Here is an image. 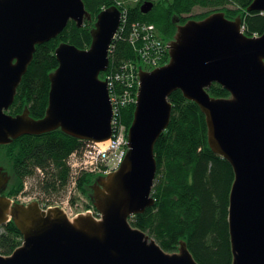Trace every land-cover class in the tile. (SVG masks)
<instances>
[{
    "label": "water",
    "instance_id": "95a60500",
    "mask_svg": "<svg viewBox=\"0 0 264 264\" xmlns=\"http://www.w3.org/2000/svg\"><path fill=\"white\" fill-rule=\"evenodd\" d=\"M153 7L146 1L141 11ZM247 10L264 12V0H253ZM122 14L117 5L103 9L88 48L60 43L48 107L36 119L28 108L9 112L36 46L56 38L70 20L83 26L92 14L83 0H0V145L56 129L81 140L111 138L112 101L101 74L109 68ZM242 24L224 11L189 19L169 41V62L140 69L128 153L117 171L93 185L101 220L87 211L70 221L58 206L44 212L38 202H12L2 194L10 177L1 165L0 227L12 218L23 243L11 255L0 253V264H201L186 241L170 253L129 221L155 204V145L170 124V96L177 90L200 106L211 148L234 170L228 209L232 264H264V32L248 36ZM213 83L231 96H211Z\"/></svg>",
    "mask_w": 264,
    "mask_h": 264
},
{
    "label": "trees",
    "instance_id": "16d2710c",
    "mask_svg": "<svg viewBox=\"0 0 264 264\" xmlns=\"http://www.w3.org/2000/svg\"><path fill=\"white\" fill-rule=\"evenodd\" d=\"M117 1L86 0L85 5L92 14V20L86 19L81 27L70 20L56 38L36 46L33 61L9 109L11 114L17 115L28 108L30 115L36 119L45 115L49 103V75L59 66L56 48L62 42L88 48L98 14L111 4H117ZM252 1L172 0L169 6L160 2L157 9L146 14L138 5L124 4L120 9L125 12L127 22L112 44L109 71L126 60L136 62L138 59L128 39L133 22L153 23L164 40H171L176 34L172 16L186 15V21L196 6L222 10L230 19L241 17L248 36L252 37L255 33L262 35L264 14L247 10ZM211 13L209 10L196 17L202 19ZM208 91L216 98L230 96V92L219 83H214ZM170 101L173 105L170 124L155 145L157 174L153 196L156 203L145 213L133 217L131 223L154 236L168 252L177 251L183 240L201 264H232L228 208L235 178L233 167L211 148L206 116L198 104L184 97L180 90L172 93ZM134 110L133 105L123 111L128 128ZM84 145V140L68 135L61 129L39 135L25 134L9 144L0 145V163L7 165L10 177L3 195L14 196L28 178H34L46 196L65 189L71 178L68 157L72 151ZM97 179L98 176L93 174H83L78 181L81 191L91 199L90 188ZM22 242L23 235L14 221L2 227L1 254H12Z\"/></svg>",
    "mask_w": 264,
    "mask_h": 264
},
{
    "label": "built area",
    "instance_id": "2783aa9c",
    "mask_svg": "<svg viewBox=\"0 0 264 264\" xmlns=\"http://www.w3.org/2000/svg\"><path fill=\"white\" fill-rule=\"evenodd\" d=\"M126 22L124 12L119 31H123ZM242 31L245 32L244 24H242ZM254 36L258 37L259 34L255 33ZM128 39L138 58L137 61L126 60L116 69L108 72L105 77V80H108L113 108L111 138L105 142L87 140L81 149L70 153L68 163L71 168V178L65 188L66 195L52 197L46 201L33 197V195L19 196L13 201L22 203L38 201L42 209L58 206L69 217H77L81 213L90 211L97 220L101 219V213L93 207L89 205L80 207L78 202H71L72 195L76 192L74 188L83 174L109 175L120 168L129 150L128 127L123 119V111L137 103L140 85L139 70L140 68L152 70L159 67L167 62L169 56V43L162 39L153 23L133 22ZM83 208L86 210L84 211Z\"/></svg>",
    "mask_w": 264,
    "mask_h": 264
},
{
    "label": "rangeland",
    "instance_id": "374dc122",
    "mask_svg": "<svg viewBox=\"0 0 264 264\" xmlns=\"http://www.w3.org/2000/svg\"><path fill=\"white\" fill-rule=\"evenodd\" d=\"M122 1L125 2L124 4H127V5L129 4V5H132V6H136L137 5V2L140 1V0H122ZM231 6H234V5H231ZM212 8L213 7H207V8L200 7V6L195 7L193 9L192 13H190L189 16H195V18H198L196 16H200V15L204 14L205 12L211 10ZM95 22H94V24H95ZM167 41H169V40H167ZM84 141H87V140H84ZM3 161L5 162V160H3ZM1 165H2L3 170L8 173L7 165H4L3 163H0V166ZM8 175H9V173H8ZM25 182L27 183V185L25 183L24 186H23V188L18 193H16L14 196H12L11 198L17 200V198L19 196H23L24 197V196L33 195V197H37V198H40L43 201H46V200H49L52 197L63 196V195H66V193H67L66 189L61 188L59 191L52 193V195H47L46 196V195L42 194L44 192L42 191V189L37 184V181L34 178H31V179L28 178ZM74 189H76V192H75V194L72 195L71 202H73V203L78 202L77 204L80 207H82V206L89 205L90 202L93 201V193H94L93 185H91V188H90V189H92V199L90 197H88L89 195L87 196V194L85 192L83 193L81 191V189L79 187V182L77 183V185L75 186ZM2 194H3V192H2ZM79 199H80V201H78ZM89 206L92 207V204H90ZM83 209H84V211L86 210L85 208H83ZM99 220H101V219H99ZM150 236L152 238H155L152 235H150Z\"/></svg>",
    "mask_w": 264,
    "mask_h": 264
},
{
    "label": "flooded vegetation",
    "instance_id": "af4514ba",
    "mask_svg": "<svg viewBox=\"0 0 264 264\" xmlns=\"http://www.w3.org/2000/svg\"><path fill=\"white\" fill-rule=\"evenodd\" d=\"M85 1H86V0H84V3H85ZM146 1H153V2H154V7H153V9H152V10H154L155 8L157 9V5L159 6L160 2H162L163 4H166L167 6H169V5H170V2H171L172 0H140V1L137 2V5L139 6L140 9H141V6H142ZM124 3H125L124 1H122V0H118V1H117V4H111V5H117V6L120 8L121 6L124 5ZM111 5H110V6H111ZM85 6H86V5H85ZM196 7H198V6H196ZM200 7H201V6H200ZM152 10H151V11H152ZM151 11H150V12H151ZM217 11H222V10H217ZM205 13H206V12H205ZM185 17H186V15L181 16V18H180L179 21H176V19H178L177 17H176V18L173 17V18L171 19L172 23H174V25L176 26V32H177V28H178V26L181 25V24L186 23L189 19H198V18H195V17H191V16H189L188 20L184 21ZM105 77H106V72H104V73L101 74V78H102V79H104ZM9 180H10V179H9Z\"/></svg>",
    "mask_w": 264,
    "mask_h": 264
},
{
    "label": "bare ground",
    "instance_id": "6f19581e",
    "mask_svg": "<svg viewBox=\"0 0 264 264\" xmlns=\"http://www.w3.org/2000/svg\"><path fill=\"white\" fill-rule=\"evenodd\" d=\"M84 1V0H83ZM87 9V8H86ZM214 10V8H212L210 11L213 13V12H215V11H213ZM217 11V10H216ZM264 13V12H263ZM262 13V14H263ZM178 18L179 20H180V18H181V16L180 15H178V14H175V15H173L172 16V18ZM171 18V19H172ZM122 20H123V15H122ZM176 21H177V19H176ZM122 23V22H121ZM155 25V24H154ZM156 27V26H155ZM159 32V31H158ZM168 42V41H167ZM111 53V52H110ZM117 68V67H116ZM116 68H112L111 70H113V69H116ZM109 69H110V65H109V68H108V70L106 71V72H108L109 71ZM110 72V71H109ZM214 84V83H213ZM212 84V85H213ZM210 88V87H209ZM208 88V89H209ZM207 89V90H208ZM227 90V89H226ZM181 91V90H180ZM182 92V91H181ZM209 92V91H208ZM183 93V92H182ZM184 95V94H183ZM231 96V95H230ZM185 97V96H184ZM194 102V101H193ZM196 103V102H195ZM197 104V103H196ZM199 106V105H198ZM200 107V106H199ZM201 109V108H200ZM206 123H207V121H206ZM207 127H208V125H207ZM8 186V185H7ZM7 186H6V188H7ZM5 188V189H6ZM27 190V189H26ZM154 190V189H153ZM24 192V191H23ZM25 193V192H24ZM152 196H153V192H152ZM154 197V196H153ZM9 198H11V197H9ZM155 198V197H154ZM155 203H156V198H155ZM90 204H92V207L94 208V209H96L97 211H99L98 209H97V207L95 206V200L93 199V201L92 202H90ZM89 204V205H90ZM155 205V204H154ZM153 205V206H154ZM41 207V206H40ZM151 207V206H150ZM53 208H55V207H53ZM52 208V209H53ZM149 208V207H148ZM42 209V208H41ZM61 209V208H60ZM229 209V208H228ZM44 212H48V210L49 209H42ZM62 210V209H61ZM147 210V209H146ZM63 211V210H62ZM100 212V211H99ZM101 213V212H100ZM143 213H145V212H140V213H137V214H134V215H132L130 218H129V221H130V223L132 222V220H133V217H135L136 215H138V214H143ZM81 214H83V215H87V213H81ZM92 216H94L93 214H91ZM101 215H102V213H101ZM67 216V215H66ZM77 217H79V215L77 216ZM77 217H69V216H67V218L70 220V221H74L75 220V218H77ZM95 217V216H94ZM96 219V218H95ZM101 219H102V216H101ZM10 221H14L12 218L7 222V223H9ZM7 223H5L4 225H6ZM132 224V223H131ZM228 224H229V222H228ZM4 225H2L1 227H0V231L2 230V227L4 226ZM133 226V225H132ZM133 227H135V226H133ZM135 228H138V227H135ZM139 229H141V228H139ZM142 230V229H141ZM144 231V230H143ZM144 232H146V231H144ZM147 233V232H146ZM148 234V233H147ZM229 234H230V232H229ZM149 235V234H148ZM150 236V235H149ZM151 237V236H150ZM152 238V237H151ZM153 239H155V238H153ZM156 240V239H155ZM156 242H157V240H156ZM23 243V242H22ZM158 243V242H157ZM159 244V243H158ZM22 245V244H21ZM20 245V246H21ZM160 245V244H159ZM19 246V247H20ZM161 246V245H160ZM162 247V246H161ZM16 250V249H15ZM171 253V252H170ZM11 255V254H10ZM7 256V255H6Z\"/></svg>",
    "mask_w": 264,
    "mask_h": 264
}]
</instances>
